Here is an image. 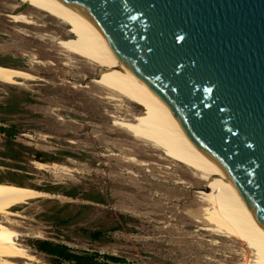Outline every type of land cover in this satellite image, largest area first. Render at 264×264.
I'll return each mask as SVG.
<instances>
[{
	"label": "rangeland",
	"instance_id": "374dc122",
	"mask_svg": "<svg viewBox=\"0 0 264 264\" xmlns=\"http://www.w3.org/2000/svg\"><path fill=\"white\" fill-rule=\"evenodd\" d=\"M14 4L45 25L12 22L6 13ZM64 28L27 3L0 0V64L39 77L0 82V180L54 195L14 208L21 214L11 217L22 233L17 240L37 264H74L39 251L44 239L97 252L101 264H251L243 243L201 229L207 181L140 137L149 109L105 98L100 67L65 51ZM36 161L49 166L40 169Z\"/></svg>",
	"mask_w": 264,
	"mask_h": 264
},
{
	"label": "water",
	"instance_id": "95a60500",
	"mask_svg": "<svg viewBox=\"0 0 264 264\" xmlns=\"http://www.w3.org/2000/svg\"><path fill=\"white\" fill-rule=\"evenodd\" d=\"M226 172L264 229V0H60Z\"/></svg>",
	"mask_w": 264,
	"mask_h": 264
},
{
	"label": "bare ground",
	"instance_id": "6f19581e",
	"mask_svg": "<svg viewBox=\"0 0 264 264\" xmlns=\"http://www.w3.org/2000/svg\"><path fill=\"white\" fill-rule=\"evenodd\" d=\"M20 1L52 16L64 25L66 39L62 45L65 51L100 67L98 78L107 89L105 98L119 101L124 97L149 109L150 120H146L147 123L142 121L143 125L137 130L140 137L152 146L159 145L170 150L192 168L194 174H201L207 181V191L200 197L209 208L202 212V217L207 223L201 229L217 236L235 238L250 251L251 264H264V229L257 223L226 172L191 140L175 112L112 52L108 38L99 26L85 12L60 0ZM7 10L6 16L16 24L35 26L39 29L45 25L37 23L35 17L18 4L8 6ZM18 32L28 35L22 31ZM38 78L34 73L22 68L0 64V82L23 85L24 81ZM131 160L136 161L137 165H146L145 162L138 163L134 157ZM35 163L40 169L49 166L40 161ZM37 198H54V195L27 185L0 182V264L39 262L37 257L17 240L22 233L11 226V217L21 216L14 208ZM34 237L39 238L40 234Z\"/></svg>",
	"mask_w": 264,
	"mask_h": 264
},
{
	"label": "trees",
	"instance_id": "16d2710c",
	"mask_svg": "<svg viewBox=\"0 0 264 264\" xmlns=\"http://www.w3.org/2000/svg\"><path fill=\"white\" fill-rule=\"evenodd\" d=\"M5 180H0V182ZM13 182L14 181H8ZM20 184V183H17ZM23 185V184H20ZM93 237H96L97 235H100V232H94ZM36 248L56 259L57 263L61 262H72L74 264H101V260H99V253L92 252L89 253L87 251L83 252H76L73 251L71 248H69L66 244L63 243H53L49 240H38L36 243ZM103 258H106L108 260L112 261H119L118 258H115L114 256L104 255Z\"/></svg>",
	"mask_w": 264,
	"mask_h": 264
}]
</instances>
